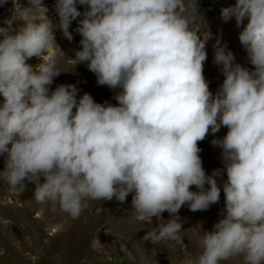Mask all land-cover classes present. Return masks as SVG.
<instances>
[{"label":"clouds","instance_id":"9594fccd","mask_svg":"<svg viewBox=\"0 0 264 264\" xmlns=\"http://www.w3.org/2000/svg\"><path fill=\"white\" fill-rule=\"evenodd\" d=\"M28 3L16 4L0 27V177L19 193L25 181L35 184L37 202L72 219L87 200L124 203L133 194L134 219L159 221L142 237L156 245L181 240L184 205L197 212L219 202L216 178L226 172L222 218L211 232L198 226L201 252L182 264L237 256L264 264V0L220 10L225 23L234 18L242 28L238 39L254 70L235 63L217 39L213 63L224 80L215 95L203 74L212 37L195 23L197 0H56L58 21L43 0ZM77 18L81 48L67 59L55 33L72 41ZM17 20L23 26L14 28ZM33 57L42 61L35 68L27 63ZM58 59L86 64L98 85L121 89L118 106L88 93L77 98L74 84L51 90ZM222 126L227 134L211 143L222 149L223 169L207 175L198 142Z\"/></svg>","mask_w":264,"mask_h":264},{"label":"rangeland","instance_id":"374dc122","mask_svg":"<svg viewBox=\"0 0 264 264\" xmlns=\"http://www.w3.org/2000/svg\"><path fill=\"white\" fill-rule=\"evenodd\" d=\"M55 3L56 0H43L49 9L48 16L58 21ZM235 3L236 0H197L195 23L201 33L211 34L206 51L212 54L213 59V45L219 39L222 45L226 44L228 50L234 53L235 63L243 67L248 63V69L254 70L238 39L242 28L236 27L234 18L225 23L220 17L222 8L234 6ZM16 4L17 7L29 6L28 0H15V3L14 0H0V27L6 26L4 22L11 19ZM77 8L81 12L85 11L84 6L77 5ZM81 18H77L70 26L72 41L65 39L60 31L55 33L56 43L66 53L67 59H74L75 51L81 48L82 37L75 31ZM244 23L246 25L247 20ZM20 26H23L21 21H14V28ZM41 62L37 57L27 61L34 68ZM58 68L61 74L54 79L51 90L60 84H74L79 89L77 98L88 93L97 103L107 101L118 106L114 97L121 89L98 85L95 74L88 70L86 64L74 65L58 59ZM2 103L3 97L0 96V105ZM215 134L209 131L207 137L198 142L201 149L199 155L207 175L216 169H223L222 149L211 143ZM5 159V156H0V171L4 170ZM216 179L224 197L222 186L227 180L226 172ZM40 182H44L42 177ZM25 184V190L19 193L0 177V264H182L186 255L190 254L194 258L201 252L198 226L204 223L213 230L214 224L222 218L221 212L225 207V204L211 205L206 211L192 214L188 205H184L178 213L182 222L181 240L162 241L153 245L144 242L142 237L158 227L159 221L157 218L150 221L134 219L131 207L133 194H129L124 203L115 198L110 201L87 200V207L80 217L72 219L58 205L37 202L33 195L35 184L27 181ZM190 190L197 191L195 186ZM162 217L165 221L171 218L168 212L162 213ZM141 251L144 260L141 259ZM108 252L113 253L112 261L107 259ZM221 264H243V257L237 256Z\"/></svg>","mask_w":264,"mask_h":264},{"label":"bare ground","instance_id":"6f19581e","mask_svg":"<svg viewBox=\"0 0 264 264\" xmlns=\"http://www.w3.org/2000/svg\"><path fill=\"white\" fill-rule=\"evenodd\" d=\"M207 52V51H206ZM213 57L211 53H207V60L204 63V76L205 79L208 81L209 83V90L215 95V93L218 91V89L220 88V86L223 83L224 80V76L220 70V66L216 65L213 63ZM245 67L248 68V63H245ZM228 129L226 127H221L220 131L218 133L215 134V139H223L224 136L227 134ZM223 195H220V199L219 202L213 205H217V206H222L225 204V198L222 197ZM225 208V207H224ZM223 208V209H224ZM215 210H220V209H215ZM221 212V211H220ZM216 213V212H215ZM214 213V214H215ZM193 214V212H192ZM202 214V213H201ZM195 215V214H194ZM197 216V215H195ZM199 216V215H198ZM194 217V216H193ZM198 218V217H197ZM199 219V218H198ZM197 219V221H199ZM201 220V219H200ZM202 222V221H201ZM204 224V223H203ZM201 225V231H208L211 232V227H209L208 225L204 224ZM195 228V227H194ZM198 234H199V228L197 230ZM107 259L109 261H112V253L108 252L107 253Z\"/></svg>","mask_w":264,"mask_h":264},{"label":"built area","instance_id":"2783aa9c","mask_svg":"<svg viewBox=\"0 0 264 264\" xmlns=\"http://www.w3.org/2000/svg\"><path fill=\"white\" fill-rule=\"evenodd\" d=\"M113 254V253H112ZM114 258H113V256H112V260H113Z\"/></svg>","mask_w":264,"mask_h":264}]
</instances>
